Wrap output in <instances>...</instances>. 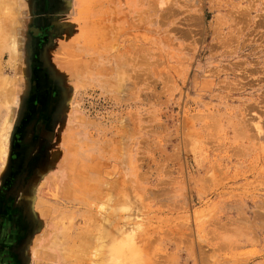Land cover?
Returning a JSON list of instances; mask_svg holds the SVG:
<instances>
[{
	"label": "rangeland",
	"instance_id": "obj_1",
	"mask_svg": "<svg viewBox=\"0 0 264 264\" xmlns=\"http://www.w3.org/2000/svg\"><path fill=\"white\" fill-rule=\"evenodd\" d=\"M0 5V264H264V0Z\"/></svg>",
	"mask_w": 264,
	"mask_h": 264
},
{
	"label": "bare ground",
	"instance_id": "obj_2",
	"mask_svg": "<svg viewBox=\"0 0 264 264\" xmlns=\"http://www.w3.org/2000/svg\"><path fill=\"white\" fill-rule=\"evenodd\" d=\"M0 1H1V0H0ZM3 4H4V3H3ZM3 4H2V5H3ZM5 4H6V3H5ZM7 4H8V2H7ZM0 6H1V5H0ZM5 7H6V6H5ZM13 18H14V17H13ZM11 22H13V21H11ZM9 23H10V21H9ZM15 23H16V22H15ZM12 24H13V23H12ZM10 25H11V24H10ZM15 25H16V24H15ZM10 28H11V27H9L8 29H10ZM32 29H33L34 33H39V32H40V30H39L37 27H32ZM7 31H8V30H7ZM11 33H13V32H11ZM13 35H14V33H13ZM12 38H13V37H12ZM14 38H15V36H14ZM13 40H14V39H11V42H10V43H12ZM14 41H15V40H14ZM13 43H14V42H13ZM14 45H15L14 47L16 48V44H14ZM11 46H13V44H12V45L10 44V47H11ZM10 47H9V48H10ZM14 47H13V48L11 47L12 50L14 49ZM14 50H15V52H16V49H14ZM5 88H6V87H5ZM11 91H12V90H11ZM10 114H11V113H10ZM6 121H7V122H6ZM6 121H5V122H6L7 124H9V123H8L9 121H8V120H6ZM258 126H259V125H258ZM262 128H263V126H262ZM3 131H4V130H3ZM5 132H6V131H5ZM3 137H4V136H3ZM0 139H1V138H0ZM1 140H2V139H1ZM1 144H2V143H1ZM0 146H1L0 148H2V145H0ZM0 152H1V151H0ZM4 152H5V151H4ZM4 152H3V153H4ZM181 168H182V167H181ZM182 170H183V169H182ZM207 173H208V172H207ZM198 174H199V173H198ZM198 177L200 178V176H198ZM198 177H197V178H198ZM205 177H206V175H205ZM120 178H121V177H120ZM115 179H116V178H115ZM194 179H195V176H194ZM207 179H208V176H207ZM207 179H205V180H207ZM228 179H229V178H228ZM203 180H204V179H203ZM214 180H215V178H214ZM214 180H213V181H214ZM121 181H122V180H121ZM207 181H208V180H207ZM178 183H179V182H178ZM205 183H206V182H205ZM179 184H181V183H179ZM182 184H183V182H182ZM115 185H116V184H114V186H115ZM119 185H121V186L123 185L122 188H124L125 183H122V184H119ZM183 185H184V184H183ZM202 185H203V184H202ZM205 185H206V184H205ZM110 186H111V185H110ZM184 186H185V185H184ZM111 187H112V186H111ZM115 187H116V186H115ZM118 187H119V186H118ZM125 187H126V185H125ZM181 187H182V186H181ZM106 188H108V187H106ZM120 188H121V187H120ZM115 189H117V188H115ZM115 189L113 188L114 191H115ZM118 189H119V188H118ZM118 189H117V190H118ZM103 190H104V188H103ZM108 190H109V188H108ZM110 190H111V189H110ZM113 190H111V191H113ZM182 190H183V189H182ZM105 191H106V190H105ZM118 191H119V190H118ZM123 191H124V190H123ZM128 191H129V190H128ZM174 191H175V190H174ZM196 191H197V190H196ZM96 192H97V191H96ZM108 192H109V191H108ZM177 192H178V191H177ZM119 193H120V192H119ZM94 194H95V193H94ZM98 194H99V193H97V195H98ZM108 194H109V193H108ZM108 194H106V195H108ZM101 195H102V194H101ZM103 195H104V194H103ZM177 195H178V194H177ZM109 196H110V195H109ZM175 196H176V195H175ZM175 196H174V197H175ZM101 198H102V197H101ZM106 198H107V197H106ZM128 199H129V198H128ZM262 200H263V204H262V205H264V199H262ZM259 208H261V207L259 206ZM259 208H258V209H259ZM258 209H256V210H258ZM239 210H240V207H239ZM239 212H241V211H239ZM259 213H260V212H259ZM244 214H245V213H244ZM96 216H97V215H96ZM254 217H255V216H254ZM254 217H253V218H254ZM256 217H257V216H256ZM258 217H260V214H259ZM103 218H104V217H103ZM246 218H248V217H246ZM262 218H263V216H262ZM262 218H259V219L257 218V219H258V221H259V220L262 219ZM237 219H238V218H237ZM257 219H256V220H257ZM263 219H264V218H263ZM263 219H262V220H263ZM105 220H106V218H105ZM252 220H253V219H252ZM262 220L259 221V223H262ZM95 221H96V220H95ZM100 221H101V220H100ZM249 221H250V220H249ZM249 221H248V225H245V227L243 228V230H241L242 233H244L245 231L248 232V234H246V235H247L246 238H249V237H250V233H249V231H251V230H250V229H251V225H254V224L256 223V221L254 220L255 223H253V224L250 225L249 223H251V222H253V221H251V222H249ZM96 222H97V221H96ZM243 222H244V224L246 223L245 219L243 220ZM97 223H98V222H97ZM103 223H104V222H103ZM105 223H106V222H105ZM262 224H264V223H262ZM98 225H99V224H98ZM240 225H241V224H240ZM94 226H95V225H94ZM94 226H93V228H94ZM101 226H104V224L101 225ZM236 226H237V225H236ZM236 226L234 225V227H236ZM238 226H239V225H238ZM263 226H264V225H263ZM90 227H91V226H90ZM96 227H97V225H96ZM113 227H114V226H113ZM242 227H243V225H242ZM252 227H253V226H252ZM93 228H92V229H93ZM97 228H98V227H97ZM107 228H108V227H107ZM118 228H119V227H118ZM231 228H232V227H231ZM236 228H237V227H236ZM238 228H240V226H239ZM238 228L236 229L237 232H238ZM84 229H85V228H84ZM109 229H110V228H109ZM119 229H120V228H119ZM122 229H123V228H122ZM101 230H102V229H101ZM101 230H100V233H101ZM106 231H108V230H106ZM116 231H117V230H116ZM133 231H134V230H133ZM137 231H138V230H137ZM181 231H182V230H181ZM181 231H179V233H180ZM231 231H233V230L231 229ZM93 232H94V231H93ZM95 232H96V231H95ZM110 232H111V231H110ZM182 232H183V231H182ZM104 233H105V232H102L101 234L103 235ZM128 233H129V232H128ZM229 233H230V232H229ZM229 233H228V235H227L228 237H227L226 239H230L229 241H231V240H232L231 238H233L234 242L236 241V243H237L238 240L234 239V232H233V235L230 236V238H229ZM240 233H241V232H240ZM245 233H246V232H245ZM93 234H94V233H93ZM93 234H92V236H93ZM105 234H106V233H105ZM105 234H104V235H105ZM121 234H122V233H121ZM231 234H232V233H231ZM231 234H230V235H231ZM238 234H239V233H238ZM86 235H88V234H86ZM97 235H99V234H97ZM102 235H100V238H102V237H107V235H105V236H102ZM244 235H245V234H244ZM95 236H96V235H95ZM117 236H118V235H117ZM236 236H237V234H236ZM79 237H80V238H79V241L77 242L78 245L76 244V246H77L79 249H81V248L79 247V245L82 244V243H79V242H82L81 240L84 239V238H86V237H87V239H88V236H86V237L84 236V237H83V236L81 235V236H79ZM178 237H179V236H178ZM95 238H97V236H96ZM98 238H99V237H98ZM128 238H129V237H128ZM87 239H84V240H83V241H84L83 244H84V243H87V242L89 243V241H87V242L85 241V240H87ZM92 239H93V238H92ZM109 239H110V238H109ZM116 239H117V238H116ZM126 239H127V238H126ZM133 239H134V238H133ZM139 239H140V237H139ZM249 239H250V238H249ZM249 239H248V240H249ZM251 239H252V237H251ZM89 240H90V238H89ZM102 240H103V238H102ZM105 240H107V239L105 238ZM111 240H112V239H111ZM119 240H120V239H119ZM122 240H124V238H123ZM130 240L132 241V239H130ZM178 240H179V239H178ZM72 241H73V240H72ZM90 241H91V240H90ZM97 241L101 242L100 239H99V240L97 239ZM124 241H126V243H129V241L127 242V240H124ZM134 241H135V240H134ZM240 241H243V240L240 239ZM240 241H238L237 245H239V244L241 243ZM94 242H96V241L94 240ZM103 242H105V241H103ZM103 242H102V243H103ZM106 242H107V241H106ZM108 242H109V241H108ZM141 242H142V241H141ZM144 242H145V241H144ZM71 243H72V242H71ZM88 243H87V244H88ZM96 243H97V242H96ZM102 243H100V244H102ZM116 243H117V242H116ZM126 243H125V244H126ZM130 243H131V242H130ZM130 243H129V244H130ZM132 243H133V244H136V241H135V243L132 241ZM132 243H131V244H132ZM146 243H147V242H146ZM87 244H84V245H86L85 247H83L84 245H83V246L80 245V246L83 247V248H88V247H87ZM90 244H91V243H90ZM118 244H119V243H118ZM129 244H127V246H128ZM131 244H130V245H131ZM224 244L226 245V243H224ZM224 244H222V245H224ZM230 244H232V241L230 242ZM91 245H92V244H91ZM98 245H99V244H98ZM98 245H97V246H98ZM114 245H115V244H114ZM130 245H129V246H130ZM140 245H141V244H140ZM233 245H235V244H233ZM71 246H72V245H71ZM95 246H96V245H95ZM102 246H103V245H102ZM110 246H111V245H110ZM112 246H113V245H112ZM115 246H116V245H115ZM120 246H121V244H120ZM120 246H118V247H120ZM132 246L134 247L135 245H132ZM147 246H148V245H147ZM219 246H220V245H219ZM219 246H218V247H219ZM229 246H230V245H229ZM73 247H74V245H73ZM77 247H74V248L76 249ZM137 247H139V246H137ZM141 247H142V246H141ZM222 247H223V246H222ZM224 247H225V246H224ZM74 248L71 249V247L69 248V247H65V246H64V247H63V250L65 251V253L62 252V253L64 254L63 256L66 257L68 260H72V261L74 260V258L76 259V257H78V255L75 256L77 253H75L74 251H76L77 249L75 250ZM100 248H101V247H100ZM114 248H116V247H114ZM127 248H128V247H127ZM147 248H148V247H147ZM216 248H217V247H216ZM110 249H111V248H110ZM120 249H121V248H120ZM133 249H134V248H133ZM139 250H140V249H139ZM135 251H136V250H135ZM116 252H117V251H116ZM122 252H123V249H122ZM133 252H134V251H133ZM137 252H138V250H137ZM73 253H74V254H73ZM134 253H136V252H134ZM114 254H116V253L114 252ZM125 254H126V253H125ZM128 255H129V253H128ZM202 255H203V254H202ZM98 257H99V256H98ZM102 257H103V256H102ZM123 257H124V256H123ZM150 257H151V256H150ZM79 258H80V257H79ZM77 259H78V258H77ZM97 260H98V259H97ZM72 261H71V262H72Z\"/></svg>",
	"mask_w": 264,
	"mask_h": 264
},
{
	"label": "flooded vegetation",
	"instance_id": "obj_3",
	"mask_svg": "<svg viewBox=\"0 0 264 264\" xmlns=\"http://www.w3.org/2000/svg\"><path fill=\"white\" fill-rule=\"evenodd\" d=\"M3 190H6V188H3ZM2 240H0V242H1Z\"/></svg>",
	"mask_w": 264,
	"mask_h": 264
}]
</instances>
